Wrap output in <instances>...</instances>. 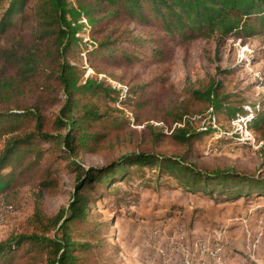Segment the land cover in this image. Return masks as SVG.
I'll list each match as a JSON object with an SVG mask.
<instances>
[{
  "label": "trees",
  "instance_id": "trees-1",
  "mask_svg": "<svg viewBox=\"0 0 264 264\" xmlns=\"http://www.w3.org/2000/svg\"><path fill=\"white\" fill-rule=\"evenodd\" d=\"M141 19L176 43L264 35V0H0V195L13 192L41 165L42 188L58 184L61 167L76 177L67 206L47 215L37 200L22 232L0 242V264H98L111 225L92 215L112 184L137 171L133 167L156 166L158 185L165 187L169 175L197 195L264 197V177L231 168L200 170L192 162L193 143L217 132L212 125L222 118L246 124L264 141V108L252 115L237 107L218 76L188 80L182 100L152 118L146 116L154 100L147 85L116 90L96 75L85 79L83 53L94 62L132 66L154 48L152 60L166 63L161 41L129 28ZM100 101L124 109L108 114ZM56 108L58 114H51ZM203 117L212 122L208 129L193 131L190 119ZM136 135L140 141L132 140ZM166 145L186 150L179 156L155 152ZM125 149L133 151L103 168H85L80 161L82 154Z\"/></svg>",
  "mask_w": 264,
  "mask_h": 264
},
{
  "label": "rangeland",
  "instance_id": "rangeland-1",
  "mask_svg": "<svg viewBox=\"0 0 264 264\" xmlns=\"http://www.w3.org/2000/svg\"><path fill=\"white\" fill-rule=\"evenodd\" d=\"M146 22L141 19L129 28L136 36L161 41L166 63L152 60L154 48L145 59L132 66L94 62L83 53L85 79L96 75L116 90L147 85V91L154 96L150 103L153 113L147 114L148 118L160 115L170 102L181 101L188 80L196 82L207 75L218 76L234 95L237 107L244 106L252 115L264 108L263 34L230 36L223 40L218 36L209 40L196 38L176 43L164 38L157 25L149 26ZM137 58L143 57L138 55ZM122 98L119 100H124ZM99 106L103 112L116 116L119 114L113 111L115 108L124 109L114 102L100 101ZM58 110L50 113L57 115ZM126 112L135 118L130 111ZM211 123L207 117L190 119L193 131L201 133ZM150 124L164 127L163 123ZM131 127L138 132L142 130L133 124ZM212 127L217 132L192 145V162L198 169L231 168L243 175L264 177V141L258 140L247 127L225 122L223 118ZM126 130L127 142H130V132ZM165 132L169 135L167 130ZM142 138L148 141V133ZM132 140L140 141L137 135ZM185 150L186 147L166 145L155 152L179 156ZM132 151L82 154L80 161L85 168H103ZM133 168L137 171L111 185L106 199L92 215L100 214L98 220L111 225L103 235L109 236L111 242L108 240L106 253L100 256L98 264H264V197L247 200L241 195H197L172 183L169 175L162 180L165 187L158 185L156 166ZM29 176L13 192L0 195V242L22 232L37 200L43 204L47 215H55L67 206L75 192L76 177L64 167L58 172L57 185L41 187L46 177L42 165ZM169 185L172 187L167 188ZM155 237L159 239L152 242L150 238ZM201 247L206 251H201ZM157 250L166 256L159 258Z\"/></svg>",
  "mask_w": 264,
  "mask_h": 264
},
{
  "label": "built area",
  "instance_id": "built-area-1",
  "mask_svg": "<svg viewBox=\"0 0 264 264\" xmlns=\"http://www.w3.org/2000/svg\"><path fill=\"white\" fill-rule=\"evenodd\" d=\"M236 123H238L240 126H244V127H246V124H244V123H242V122H236ZM248 132V131H247ZM150 239H152V242H157V240L159 239V238H157V237H155L154 239L153 238H150ZM216 244H218V243H216ZM216 246H218V245H216ZM158 251V253H159V255H158V257L160 258H162V257H165L166 256V253H164L163 254V252L161 253L160 252V250H157ZM201 251H203V252H205L206 251V249L205 248H203V247H201ZM161 253V254H160ZM191 254H192V249H191ZM194 255L192 254V257H193ZM165 261V260H164ZM199 264H203V262H200Z\"/></svg>",
  "mask_w": 264,
  "mask_h": 264
}]
</instances>
